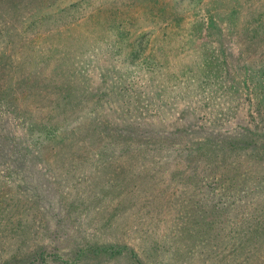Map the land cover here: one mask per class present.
<instances>
[{
	"label": "rangeland",
	"instance_id": "374dc122",
	"mask_svg": "<svg viewBox=\"0 0 264 264\" xmlns=\"http://www.w3.org/2000/svg\"><path fill=\"white\" fill-rule=\"evenodd\" d=\"M262 69L264 0H0V137L30 150L24 167L0 156V264H136L97 260L94 245L115 243L147 264H264V178L249 179L217 229H196L183 207L211 180L206 157L194 159L208 134L264 133L254 121L264 117ZM69 77L88 94L57 118L71 115L69 132L96 126L97 145L71 146L70 172L53 140L32 143L29 130L50 120ZM117 127L160 138L116 144ZM105 143L110 160L95 174L80 161L95 164Z\"/></svg>",
	"mask_w": 264,
	"mask_h": 264
},
{
	"label": "trees",
	"instance_id": "16d2710c",
	"mask_svg": "<svg viewBox=\"0 0 264 264\" xmlns=\"http://www.w3.org/2000/svg\"><path fill=\"white\" fill-rule=\"evenodd\" d=\"M213 72L214 74H219L218 70H215L214 68ZM255 79H258V89L262 88L264 89V69H262V72L256 73ZM261 80V81H259ZM70 81V84H67V89L62 88L55 90L56 93V99L53 107L50 110V120L48 122H45L43 124L38 123H32L31 129L29 130L32 132V135L34 136V139H32V143L35 141L39 143L40 138L42 137L40 144L44 145L47 139H52L53 143L52 146L57 150V153L62 154L59 155L62 163L66 164L67 166L66 171L70 172L71 168L73 169V165L71 164L69 166V162L71 160L68 159L67 155L65 153L68 152V150L71 148V146H75L76 150H79L81 148L87 149L88 151L94 150V146L96 142L92 138L93 131L96 130V126L88 125L87 127H77L75 128V132H69L67 129H65V126L68 125V121L70 119L71 115H65L62 116V118H57L58 115H60L59 112L64 111L65 112H73L77 110V107L81 104V100L85 98V89L83 87L80 88V85L76 83V80L73 78L67 79L64 82V87L66 85L65 82ZM225 81V80H224ZM260 98H264V95H259ZM264 116V115H263ZM54 120V121H53ZM255 124L257 127L262 126L264 127V117H261V119L258 117L254 118ZM59 127L60 132H58L57 135H53L50 131L52 127ZM98 128V127H97ZM261 128V127H260ZM42 129L48 130L50 134V138L46 135H42L41 131ZM126 131H122L121 127H117L115 129V133L109 136H112V141L117 144V142L120 141V139L124 140H144L148 144L154 143V139L160 138V136H157V133L160 132V129H158V132L153 135H149L147 137H144L138 132H135L134 130L132 134L129 131V128H124ZM140 131L143 132V128H139ZM29 131V133H30ZM40 131V132H39ZM155 132V131H154ZM87 133V134H86ZM162 133V132H161ZM74 134V135H73ZM72 135V136H71ZM87 135V136H86ZM161 135V134H160ZM164 134L163 136H165ZM176 132L169 133L168 136H165L166 138L164 141L172 142L176 140ZM109 139V138H108ZM111 143L113 144V142ZM30 142V143H31ZM47 143V142H46ZM25 139H7L5 138L4 141L1 142L0 137V156L1 154H5L8 156V158L11 157L12 154V160L14 159L16 162L19 163L20 166L23 165L21 161L25 159V155L23 154V145L26 152H30L28 149L29 145L26 146ZM155 144V143H154ZM160 144V141L158 142ZM158 146V145H157ZM103 148H106L102 153L97 152L100 154L99 158L95 161V164L91 161L89 157L82 158L80 163L84 165H94L95 168H99V173L95 174H101L103 173V170L105 169L107 162H109V156H111L110 152L112 150L109 149V144L105 143L102 145ZM20 148L22 150H20ZM23 151V152H22ZM203 155L206 157L207 160V171L212 173L211 180L208 183V187L205 191H202V189L199 186L195 187V192L199 191V193L202 194L201 197L198 199L191 198L189 199V204H183V207H187L188 211L193 213L192 215L195 216V218L192 219L190 225L195 227L196 229H201V226H211L212 229H217L222 225V223L226 222V212L230 205H233L238 198V193L242 189V187L247 185V182L250 178H253L257 183L262 181L264 178V173H262V169H264V133H256L255 131H248L243 134H236L234 136L231 135H223L220 133H213L207 135L205 138V141L202 143H199L197 155L194 157V159L198 157H203ZM6 156V157H7ZM82 156V155H81ZM98 156V155H97ZM3 157V156H2ZM5 158V157H3ZM7 159V158H5ZM39 161V163H37ZM234 160H237L238 163H236ZM3 159H0V162H2ZM28 161H33L32 164H42L44 162L43 159L37 158H28ZM243 163H246L247 166L252 165L254 166V170L258 169L259 174L256 175H246L244 173H241L239 171L240 165ZM106 164V165H104ZM51 167L53 163L51 164ZM25 165H23L24 167ZM192 169L194 171L193 174H199L200 166L194 165L192 166ZM206 169V168H204ZM54 170V168H53ZM191 176V175H189ZM261 178H260V177ZM198 178V175L195 177ZM194 179V178H191ZM53 180H55L53 178ZM198 181V180H197ZM196 181V182H197ZM261 183V182H260ZM263 183V181H262ZM263 187V186H261ZM253 189V188H252ZM222 190L229 194L232 198H234V202L231 201V204H228L226 199V195L222 192ZM213 194L214 198L211 203L204 202L205 197L207 195ZM196 195V193H195ZM194 195V196H195ZM228 199L229 196H228ZM195 204V205H194ZM264 206V202L261 203ZM264 211V207L260 212ZM189 225V226H190ZM262 226V225H261ZM211 232V231H210ZM219 234V235H218ZM220 237V232L214 233L210 236L211 240H217ZM95 248L99 249V252H97V260H104L111 263L114 261L115 263L118 261H126L131 260L133 263L136 264H147L145 262V255L144 253H141L135 248L127 247V252L122 251L126 245L122 246L120 243L105 245V244H99L94 245ZM259 251V249L257 250ZM43 255V252H41ZM41 254H38V256H42ZM120 255V256H118ZM45 259V257H43ZM27 260V259H26ZM77 260V259H76ZM259 264H263L262 262H258Z\"/></svg>",
	"mask_w": 264,
	"mask_h": 264
}]
</instances>
